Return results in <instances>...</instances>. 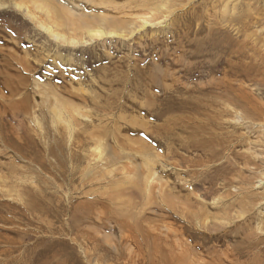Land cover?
Segmentation results:
<instances>
[{"label": "rangeland", "instance_id": "1", "mask_svg": "<svg viewBox=\"0 0 264 264\" xmlns=\"http://www.w3.org/2000/svg\"><path fill=\"white\" fill-rule=\"evenodd\" d=\"M25 1L0 0V264H264V0H55L151 23L79 49Z\"/></svg>", "mask_w": 264, "mask_h": 264}, {"label": "bare ground", "instance_id": "2", "mask_svg": "<svg viewBox=\"0 0 264 264\" xmlns=\"http://www.w3.org/2000/svg\"><path fill=\"white\" fill-rule=\"evenodd\" d=\"M40 1L41 0H27V2L25 1L24 3H25V6L24 7H22V8H24V11H25V16L31 21V22H33L34 24H36L39 28H40V30L42 29V31H44V32H46L45 34H48L47 36H50L52 39H54L56 42H59L63 47H66V48H69V47H72L73 49L74 48H76V49H79L78 47H88V46H90L91 44H92V46H93V43L94 42H99V41H101L102 39H105V38H108L109 39V37H117V38H126V37H129V36H131V35H133V34H135V32L136 31H138L139 32V30L140 29H142V28H144V26H146V25H151V23H157V24H160L165 18H167V16H168V14L170 13V12H172V11H174V10H170L169 11V7H167L166 6V3H167V1L165 0V2L163 3V4H160V3H157L158 5H156V6H158V7H155V12L157 11V13H159V16H160V18H156V17H154V18H152L153 19V21H151V23H150V21L148 20V18H146V17H148L147 16V14H145V15H141V17L139 16L138 18H136L137 19V21L138 20H140L141 21V24L139 25V23H137L136 22V20L135 21H130L129 19H128V17L126 16V15H128L127 13H124L123 15L124 16H126L127 17V20L125 21V19L123 18V16H122V14H120L121 15V17H118V15L115 17V15H113L112 17H110V16H108L107 15V13L106 14H104V15H101V13H99L100 15H98V14H92L91 12V14H80V13H78V14H75V12H72V10L71 9H65L63 6H61V5H59L58 4V2H55V0H42V3L40 4ZM86 1V3L87 4H89V6H93V7H97V9L96 10H101V9H99V8H101V5H102V7L103 6H105V5H107V6H105V7H112V9H118V5H115V4H113V0H92V1H90V0H85ZM120 1V0H119ZM130 1V0H129ZM137 1V0H136ZM139 1V0H138ZM175 1V0H174ZM68 2L69 3H71L72 1L71 0H68ZM99 2V3H98ZM127 3H128V0L126 1ZM141 2V1H140ZM180 2V1H179ZM186 2V1H185ZM243 2V1H242ZM62 4H64V2H61ZM103 3L105 4V5H103ZM126 3V4H127ZM135 3H137V2H135ZM149 3L150 2H148V0H147V4H148V6H149ZM174 3V2H173ZM239 3V2H238ZM28 4H31V5H28ZM125 4V3H124ZM142 4V9H143V6H144V3H141ZM140 4V5H141ZM175 4V3H174ZM178 4V3H177ZM121 6H124V5H122V4H120ZM132 5V4H131ZM138 5V6H137ZM137 5H135V6H137L138 7V9H140L139 7V2L137 3ZM146 5V4H145ZM152 5V4H151ZM169 5V4H168ZM229 5V4H228ZM244 5V4H243ZM246 5V4H245ZM148 6L147 7H145V9L146 8H148ZM154 6V5H153ZM184 6H186V5H184ZM105 7H103V8H105ZM131 8L132 7H134V5L133 6H130ZM129 7V10L126 8V10H127V12L129 13V11H131V8ZM136 7V8H137ZM187 7V6H186ZM244 7V6H243ZM251 7V6H250ZM102 8V9H103ZM188 8H189V5H188ZM230 8V7H229ZM84 9V8H83ZM106 9V8H105ZM115 9H114V11H115ZM122 9V7L120 8V10ZM124 9V8H123ZM133 9V8H132ZM138 9H135L134 8V11L135 10H138ZM151 9V8H150ZM75 10V9H74ZM81 10H82V8H81ZM88 10V9H87ZM125 10V9H124ZM180 10V9H179ZM230 10H231V8H230ZM77 11V10H76ZM108 11H109V9H108ZM118 11V10H117ZM102 12V11H101ZM103 12H105V11H103ZM120 12V11H119ZM123 12V11H122ZM175 12V11H174ZM173 12V13H174ZM177 12V11H176ZM175 12V13H176ZM230 12H233V10L232 11H230ZM249 12V11H248ZM140 13V12H139ZM109 14V13H108ZM113 14H115V13H113ZM132 15L134 14V13H131ZM142 14H144V13H142ZM249 14V13H248ZM255 14V13H254ZM136 15H137V13H136ZM135 14H134V16L135 17H137ZM176 15V14H175ZM230 15H231V13H230ZM235 15H237V14H235ZM129 16V15H128ZM227 16V15H226ZM250 16V15H249ZM132 17V18H131ZM131 17H129V18H131V19H134V17L133 16H131ZM225 17V16H224ZM122 18L124 19V20H122ZM171 18V17H170ZM169 18V19H170ZM173 18V17H172ZM184 18V17H183ZM154 20H157V21H154ZM223 20V19H222ZM228 20V19H227ZM193 21V20H192ZM165 23V22H164ZM163 23V24H164ZM174 23V22H173ZM156 24V25H157ZM169 24H170V22H169ZM189 24V23H188ZM207 24V23H206ZM229 24V23H228ZM149 25V26H150ZM175 25H176V23H175ZM231 25V24H230ZM237 25V24H236ZM171 26V25H170ZM186 26V25H185ZM194 27V26H193ZM233 27V26H232ZM212 30V29H211ZM144 31V30H143ZM183 32V31H182ZM184 34V33H183ZM182 34V35H183ZM177 36V35H176ZM181 38V37H180ZM225 38V37H224ZM188 39V38H187ZM184 40V39H183ZM192 40V39H191ZM229 40V39H228ZM174 41V40H173ZM173 41H172V43H173ZM178 41V40H177ZM189 42V41H188ZM195 42V41H194ZM175 44H177V43H175ZM187 46V45H186ZM194 46V45H193ZM87 49V48H86ZM68 53V52H67ZM195 55H196V53H194ZM211 54V53H210ZM200 55V54H199ZM193 56V55H192ZM188 57H189V55H188ZM191 57V56H190ZM195 57V56H194ZM201 57H202V55H201ZM211 57V56H210ZM98 58V57H97ZM187 59V58H186ZM69 60V59H68ZM73 60V59H72ZM210 61V60H209ZM119 63V62H118ZM156 63V62H155ZM212 64V63H211ZM239 64V63H238ZM196 65V64H195ZM4 66H5V68L6 67H8V66H10V64L9 63H4ZM11 67V66H10ZM118 67V66H117ZM22 68L23 69H25L24 68V66L22 65ZM2 69V68H1ZM104 69V68H103ZM158 69V68H157ZM160 70H162L161 68H159ZM186 69V68H185ZM188 69V68H187ZM190 69V68H189ZM6 70H9V69H6ZM128 70V69H127ZM130 70V69H129ZM156 70V69H155ZM14 71H16V70H14ZM117 71V70H116ZM131 71H132V69H131ZM137 71V70H136ZM152 71H153V69H152ZM157 71V70H156ZM13 72V71H12ZM17 72V71H16ZM16 72H14V73H16ZM106 72V71H105ZM119 72V71H118ZM139 72V71H138ZM19 73V72H18ZM130 73V72H129ZM144 74V73H143ZM161 74H162V72H161ZM161 74H160V77H161ZM166 74V73H165ZM164 73H163V76L165 75ZM168 74V73H167ZM119 75V74H118ZM4 76V84L5 85H7L8 87H11L10 85H9V79H8V76H6V75H3ZM130 76H132V75H130ZM162 76V77H163ZM167 76V75H166ZM16 78H18L19 80H21L22 78H21V76L20 75H18V76H15ZM133 77V76H132ZM137 77H139V76H137ZM161 77V78H162ZM170 77V76H169ZM10 78V77H9ZM122 78V77H121ZM154 78H156V77H154ZM164 78V77H163ZM162 78V79H163ZM115 79V78H114ZM110 80V79H109ZM135 80V79H134ZM157 80H158V78H157ZM167 80V79H166ZM104 81V80H103ZM179 81V80H178ZM123 82V81H122ZM158 83V82H157ZM18 84H20V83H18ZM24 84V83H23ZM135 84V83H134ZM156 84V83H155ZM154 84V85H155ZM160 84H163V82L162 83H160ZM149 85V84H148ZM156 85H158V84H156ZM164 85H166V84H164ZM168 86V85H167ZM20 87V86H19ZM136 87V86H135ZM147 87V86H146ZM153 87V86H152ZM161 87H162V85H161ZM20 88H22V87H20ZM24 88V87H23ZM185 88V87H184ZM25 89H27L26 87H25ZM24 89V90H25ZM63 89H64V87H63ZM147 89V88H146ZM155 89V88H154ZM159 89V88H158ZM167 89V88H166ZM149 90V89H148ZM162 90V89H161ZM160 90V91H161ZM50 91V90H49ZM129 91V90H128ZM132 91V90H131ZM145 91H147V90H145ZM164 91V90H163ZM47 92V91H46ZM45 92V93H46ZM54 92V91H53ZM95 92V91H94ZM154 93V92H153ZM18 94V93H17ZM51 94V93H50ZM70 95H75V94H71V92L69 93ZM147 94V93H146ZM155 94V93H154ZM68 95V94H67ZM70 95H68V96H70ZM77 95V94H76ZM164 95V94H163ZM27 96V95H26ZM93 96V95H92ZM99 96V95H98ZM75 97V96H74ZM137 97V96H136ZM48 98L50 99V96L48 95ZM70 98H73V96L71 97L70 96ZM77 98V97H76ZM81 98V97H80ZM26 99V98H25ZM228 99V98H227ZM63 100V99H62ZM84 101H86L85 99H83ZM230 100V99H229ZM50 101V100H49ZM72 101V100H71ZM79 101V100H78ZM84 101H81V102H83V104L85 103ZM134 101V100H133ZM149 101V100H148ZM151 101V100H150ZM228 101V100H227ZM28 102V101H27ZM52 107H51V109H52V118H53V120L55 119V120H59L60 118H63L64 119V125H66V127L68 128V129H70V127H72V126H77L76 125V122H74V115H77V114H79V115H81L82 113H79V112H77V110H76V105L74 104L73 105V102H72V104H71V102L70 101H68V103L66 104V105H63V104H60V103H58V100L57 99H53L52 100ZM60 102H62V101H60ZM67 102V101H66ZM235 102V101H234ZM23 103V102H22ZM91 103H92V101H91ZM141 103H143V102H141ZM150 103V102H149ZM225 103V102H224ZM48 104H49V102H48ZM82 104V103H81ZM93 104V103H92ZM223 104V103H222ZM140 105V104H139ZM156 105V104H155ZM159 105V104H158ZM84 106V105H83ZM86 106V105H85ZM94 106V105H93ZM96 106V105H95ZM140 106H142V105H140ZM151 106H153V105H151ZM157 106V105H156ZM223 106H224V104H223ZM226 106H228V105H225V107ZM78 107H79V105H78ZM97 107V106H96ZM224 107V108H225ZM80 108L83 110V107H81V105H80ZM99 108H101V106L99 107ZM159 108V107H158ZM227 108V107H226ZM229 108V107H228ZM80 109V110H81ZM149 109H153V108H151V107H149ZM217 109V108H216ZM231 109V108H230ZM81 110V111H82ZM222 110H223V108H222ZM50 111V110H49ZM48 111V112H49ZM231 111V110H230ZM229 111V112H230ZM225 112V111H224ZM84 113V112H83ZM167 113V112H166ZM223 113V112H222ZM74 114V115H73ZM201 114V113H200ZM224 114V113H223ZM228 114V113H227ZM150 115V114H149ZM155 116V115H154ZM75 117H77V116H75ZM87 117V116H86ZM89 117V116H88ZM137 117V116H136ZM236 117H237V115H236ZM124 120H125V118L124 117H122ZM168 118V117H167ZM170 118V120H171V117H169ZM168 118V119H169ZM216 120V119H215ZM239 120V119H238ZM244 120V119H243ZM77 121V120H76ZM135 121V120H134ZM137 121V120H136ZM149 121V120H148ZM162 121V120H161ZM164 121V120H163ZM172 121V120H171ZM209 121V120H208ZM74 122V123H73ZM122 122H124V121H122ZM121 122V123H122ZM147 122V121H146ZM175 122V121H174ZM196 122V121H195ZM247 122V121H246ZM154 123V122H153ZM163 123V122H162ZM166 123H168V122H166ZM74 124V125H73ZM78 124V123H77ZM117 124V123H116ZM125 124V123H124ZM156 124V123H155ZM113 125H115L114 123H113ZM141 124H139V126H140ZM143 125V124H142ZM141 125V126H142ZM151 125V124H150ZM157 125V124H156ZM188 125V124H187ZM79 126V125H78ZM123 126V125H122ZM138 126V125H137ZM152 126V125H151ZM159 126V125H158ZM167 126V125H166ZM159 127H161V126H159ZM174 127V126H173ZM150 128V127H149ZM244 128V127H243ZM147 129V128H146ZM172 129V128H171ZM119 130V129H118ZM132 130V129H131ZM158 130H162L161 128L160 129H158ZM124 131V130H123ZM163 131V130H162ZM135 132V131H134ZM124 133H126V132H124ZM123 133V134H124ZM144 134V133H143ZM131 136V135H130ZM167 137H169V136H167ZM214 138V137H213ZM240 138V137H239ZM119 139V138H118ZM169 139V138H168ZM119 141H120V139H119ZM122 142H123V140H122ZM238 143V142H237ZM119 144V143H118ZM123 144V143H122ZM260 144V143H259ZM121 145V144H120ZM239 145V144H238ZM255 145V144H254ZM260 146V145H259ZM261 146H263V148H264V145H261ZM264 151V150H263ZM139 152V151H138ZM241 152V151H240ZM239 152V153H240ZM243 154H245V152L243 153ZM251 154V153H250ZM249 156V155H248ZM250 157V156H249ZM216 158V157H215ZM238 158V157H237ZM240 159H242L241 157H239ZM253 159V158H252ZM251 159V160H252ZM238 160V159H237ZM250 160V161H251ZM254 160H255V158H254ZM254 160H253V162H254ZM259 160V159H258ZM264 160V159H263ZM244 162H246V160L244 161ZM243 162V163H244ZM248 162V161H247ZM246 162V163H247ZM260 162V161H259ZM229 163V162H228ZM241 163H242V161H241ZM231 164H232V162H231ZM229 165V164H228ZM236 165V164H235ZM230 166V165H229ZM244 165H242V167H243ZM247 166V165H246ZM245 166V167H246ZM239 167V166H238ZM230 168V167H229ZM246 168H248V166L246 167ZM254 168V167H253ZM257 168V167H256ZM256 168H254V169H256ZM259 168H260V165H259ZM258 169V168H257ZM228 170V169H227ZM239 171V170H238ZM258 171V170H257ZM254 172H256V171H254ZM259 172H260V170H259ZM241 173V172H240ZM252 173V172H251ZM257 173V172H256ZM261 174H263V172L261 173ZM238 175V174H237ZM254 175V174H253ZM239 176V175H238ZM255 176V175H254ZM263 176V175H262ZM160 178V177H159ZM158 178V179H159ZM258 182H260V181H258ZM262 182V181H261ZM260 182V183H261ZM247 185V184H246ZM245 185V186H246ZM243 202V201H242ZM245 202V201H244ZM79 207V206H78ZM90 207H91V203H83L82 204V207H81V209H79V208H76L75 209V212H74V222H78L80 219H82L84 216H86V218H90V216H91V213H88V211L89 210H92V209H90ZM94 212V211H93ZM247 212V211H246ZM87 213V214H86ZM85 214V215H84ZM243 214H246L245 212L243 213ZM84 215V216H83ZM83 216V217H82ZM79 217H81V218H79ZM137 241V240H136ZM138 242V241H137ZM149 259V258H148ZM151 259V258H150ZM171 260V259H170ZM149 261V260H148ZM150 261H152V260H150ZM154 261H155V259H154ZM153 261V262H154ZM160 261V260H159ZM159 263V262H158ZM165 263V262H164ZM167 263V262H166ZM147 264V263H146ZM162 264V263H161ZM239 264H241V263H239Z\"/></svg>", "mask_w": 264, "mask_h": 264}]
</instances>
